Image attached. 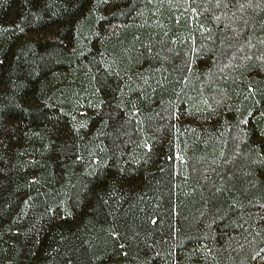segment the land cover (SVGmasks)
<instances>
[{"label": "trees", "instance_id": "trees-1", "mask_svg": "<svg viewBox=\"0 0 264 264\" xmlns=\"http://www.w3.org/2000/svg\"><path fill=\"white\" fill-rule=\"evenodd\" d=\"M264 0H0V264H264Z\"/></svg>", "mask_w": 264, "mask_h": 264}, {"label": "rangeland", "instance_id": "rangeland-1", "mask_svg": "<svg viewBox=\"0 0 264 264\" xmlns=\"http://www.w3.org/2000/svg\"><path fill=\"white\" fill-rule=\"evenodd\" d=\"M264 257V256H263Z\"/></svg>", "mask_w": 264, "mask_h": 264}]
</instances>
